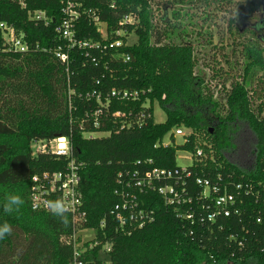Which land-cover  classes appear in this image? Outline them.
<instances>
[{
	"label": "trees",
	"instance_id": "16d2710c",
	"mask_svg": "<svg viewBox=\"0 0 264 264\" xmlns=\"http://www.w3.org/2000/svg\"><path fill=\"white\" fill-rule=\"evenodd\" d=\"M155 1L71 0L78 13L75 39L101 46L71 49L66 72L55 57L58 48L66 51L56 31L67 18L65 0H0V22L23 34L29 46L26 54L0 53V223L12 225V234L0 241V264H70L72 246L65 239L73 231L71 217L65 225L51 212L33 210L30 201L32 178L67 164L53 155H33V143L55 137L68 140L80 164L82 228L94 237L83 241L78 235L77 243L99 242L90 251L91 264H264V49L258 40L244 45L240 74L221 83V100L214 98L195 73L193 45L173 40V26L163 16L164 28H158ZM34 11H43L48 25L32 21ZM129 15L137 20L133 25L123 23ZM99 23L106 26L107 40ZM118 30L124 32L120 37ZM130 35L136 42L104 47L115 39L126 44ZM155 102L165 113L162 123L154 122ZM98 110L94 126L92 115ZM179 127L188 134L175 146L171 130ZM168 132L171 144L162 146ZM98 133L107 136L86 137ZM176 147L192 153L185 177L192 203L166 205L156 191L135 192L153 221L129 234L121 231L110 215L122 203L117 181L126 177L119 175L179 169ZM197 177L232 193L239 213L207 220ZM10 193L25 201L18 214L3 211ZM188 205L192 223L179 217ZM106 243L111 252L98 260Z\"/></svg>",
	"mask_w": 264,
	"mask_h": 264
},
{
	"label": "built area",
	"instance_id": "2783aa9c",
	"mask_svg": "<svg viewBox=\"0 0 264 264\" xmlns=\"http://www.w3.org/2000/svg\"><path fill=\"white\" fill-rule=\"evenodd\" d=\"M66 7L64 9L67 18L64 19L61 25L56 29L60 38L66 41V51L61 52L60 48L55 51V57L65 67L68 72L70 65L69 51L71 49L79 50H91L99 49L101 46L97 42L78 41L75 39V21L78 18V13L74 10V4L71 0H65ZM29 17L35 23H43L48 25V19L43 11H34L29 13ZM97 21V18H94ZM123 23L133 25L136 23V18L132 15L125 16ZM100 32L102 37L106 38V26L100 24ZM122 30L115 32L117 37L123 35ZM128 43L124 44L121 39H115L108 43L104 47L108 49H118ZM35 50H38L37 46ZM29 51V46L24 38V35L17 33L13 26L0 22V53H18L26 54ZM128 60V57H126ZM115 95V93H112ZM93 96V95H92ZM91 96V97H92ZM129 95L123 92V97L127 98ZM132 96L136 97V93ZM101 115V111H95L92 115L94 119V126L97 125L98 118ZM118 117V114L116 115ZM177 135H186L181 130H173ZM173 133V134H174ZM88 135V134H87ZM90 136L93 134H89ZM90 138V137H89ZM162 145V144H161ZM166 145V144H165ZM162 145V146H165ZM33 155L48 154L56 156L67 161L66 166L59 171L51 174H44L43 177H33L30 187V201L31 207L35 211L50 212L46 203L49 200H56L58 198L63 199L69 206L68 215L71 217L73 231L70 237L65 239L67 244L72 246V258L70 264H91L93 262L92 251L99 242L95 241L90 243L89 246H78L77 236L81 235L83 241L85 239L91 240L94 237V233L91 230L82 228V225L86 221V212L83 210L82 194L80 191V164L76 162L72 156L69 142L64 137H55L50 141H37L32 145ZM200 151H197V155H200ZM151 162L148 163V166ZM179 168V167H178ZM190 175L188 169L179 168L175 170L170 169H157L146 168L143 172L139 173L134 171L132 173L120 174V177L125 176L126 180L118 179L117 183L121 187L119 192L122 203L115 205L110 211V215L118 222V226L121 231H127L128 234L131 230L136 228H142L144 225L153 221V215L151 212L144 211L140 208L138 198L135 192L143 193L146 191H156L160 194L164 200V203L174 205H186L192 203V195L189 194L185 177ZM159 184L158 187L156 185ZM194 184L202 188L201 196L199 197L203 203L201 208L206 211V219L213 220L218 216L225 217L231 213L238 214L239 211L234 204V195L227 192L224 188L220 191L215 182H211L208 178L197 177L194 179ZM240 185L236 186L239 190ZM118 194V192L116 191ZM179 217L184 219H190L192 223L194 214L191 210V206ZM202 221V218H200ZM259 220L256 219V222ZM92 233V237H88V234ZM111 252L110 244L106 243L101 246L98 251V260H104ZM87 257L89 260H87ZM91 262V263H90Z\"/></svg>",
	"mask_w": 264,
	"mask_h": 264
},
{
	"label": "rangeland",
	"instance_id": "374dc122",
	"mask_svg": "<svg viewBox=\"0 0 264 264\" xmlns=\"http://www.w3.org/2000/svg\"><path fill=\"white\" fill-rule=\"evenodd\" d=\"M152 9L160 30L164 28V22H160L163 16L173 26V34H170L173 40L189 41L193 45L198 59L195 73L205 80L207 88L219 100L220 84L234 81L245 63L242 47L258 40L264 49V0H156ZM134 42L136 37L130 35L127 43ZM262 53L264 57V51ZM153 119L155 123L165 120V113L156 102ZM178 129L183 134L188 131L182 127ZM171 132L162 138V145L171 144ZM105 136L107 134L86 135ZM182 140V135L174 133L172 145L180 146ZM176 149L175 165L179 168L189 166L192 153ZM88 237H92V233Z\"/></svg>",
	"mask_w": 264,
	"mask_h": 264
},
{
	"label": "clouds",
	"instance_id": "9594fccd",
	"mask_svg": "<svg viewBox=\"0 0 264 264\" xmlns=\"http://www.w3.org/2000/svg\"><path fill=\"white\" fill-rule=\"evenodd\" d=\"M25 203L24 199L15 193H10L6 196L2 208L4 213L8 215L18 214L21 211V206ZM47 209L52 215L59 217L61 222L68 224L69 206L63 199L49 200L46 203ZM12 234V225L7 221L0 223V241L5 240Z\"/></svg>",
	"mask_w": 264,
	"mask_h": 264
}]
</instances>
